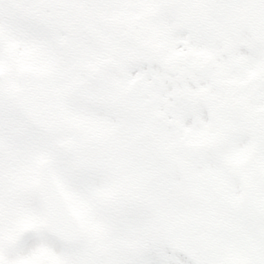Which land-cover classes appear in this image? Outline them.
Here are the masks:
<instances>
[{"label":"snow or ice","instance_id":"obj_1","mask_svg":"<svg viewBox=\"0 0 264 264\" xmlns=\"http://www.w3.org/2000/svg\"><path fill=\"white\" fill-rule=\"evenodd\" d=\"M0 264H264V0H0Z\"/></svg>","mask_w":264,"mask_h":264}]
</instances>
